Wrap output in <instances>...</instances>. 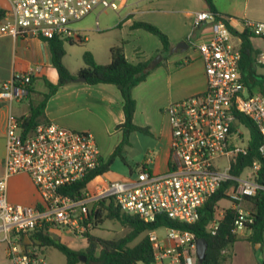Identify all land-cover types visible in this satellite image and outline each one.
I'll list each match as a JSON object with an SVG mask.
<instances>
[{"label": "built area", "instance_id": "1", "mask_svg": "<svg viewBox=\"0 0 264 264\" xmlns=\"http://www.w3.org/2000/svg\"><path fill=\"white\" fill-rule=\"evenodd\" d=\"M9 10L0 20V37H33L44 43L57 38L63 43L86 40L85 33L72 27L93 11L119 12L128 0H9ZM208 22L212 38L197 43L204 66L206 88L203 93L172 102L164 108L170 131V157L167 170L153 173L140 166L128 182L95 176L83 189V196L71 198L64 188L84 178L102 162L92 134L63 128L53 122H40L22 135L19 117L5 119V154L0 180V244L5 246L9 264H48L43 249L33 235L59 231L84 237L94 227L90 211L100 202L111 203L120 212L137 216L144 223L158 217L192 224L204 203L226 182L224 191L234 212L232 233L251 231L253 217L242 207L245 197L264 192L257 181L264 168V95L243 96L239 47L233 42L243 32L264 38V22L238 21V28L228 18L210 11L195 13L192 26ZM97 21L95 25L97 26ZM234 33L232 34L231 31ZM96 31L98 28L96 27ZM256 66L264 67V50L254 57ZM31 66L0 85V102L26 101L30 80L41 72ZM237 115L248 117L258 131L259 159L252 162L246 176L230 174L231 161L248 152L238 131L243 124ZM245 129V128H244ZM26 175L38 199L34 205L9 200L8 182ZM92 183L91 188L89 184ZM224 211L215 214L207 231L214 235ZM163 237L148 233L154 264H196L195 235L175 227H162ZM166 260V262H165Z\"/></svg>", "mask_w": 264, "mask_h": 264}, {"label": "crops", "instance_id": "2", "mask_svg": "<svg viewBox=\"0 0 264 264\" xmlns=\"http://www.w3.org/2000/svg\"><path fill=\"white\" fill-rule=\"evenodd\" d=\"M212 3L215 12L228 18L230 24L234 25V27L238 28V21L241 20L264 22V0H212ZM135 6H138V3ZM9 7V0H0L1 9L7 11ZM143 7L142 10L136 13L132 8L127 10L123 15L118 17V22L115 25L107 26V29H109L106 31H117L119 34L122 29H126L127 35L133 38L130 47L126 43V40L122 39V36H119L117 42L107 46L106 52L90 50V53L97 64H108L110 61L109 49L122 43L124 56L129 62L151 61V58H148L149 56L146 55L147 52L145 50L146 43L148 42L153 46L154 54L152 55L161 54L163 56L159 40L154 39L153 35L141 29H132L130 26L134 21L148 22L160 29L167 36L170 49L175 48L181 42L186 43L185 49L175 48L172 53H168L170 58L167 57L164 65L156 64L152 66L153 68L146 79L131 90V96L135 101L132 121L137 126L148 128L150 136L156 138L158 145L155 158L152 161L146 160L140 166L145 165L147 168L150 166L151 168H148V170L159 174L167 170L170 157L169 126L167 122L161 123L162 120L159 118L162 117L160 114L161 112L163 113L164 108L168 104L205 91L204 66L200 55L193 46L197 43L210 40L213 34L208 22L204 21L196 28L192 26V17L195 13L209 11L204 0L200 4L197 0H192V2L191 0H149L148 4L144 3ZM93 12L91 14H94ZM101 12L104 11H100L99 9V13H95V18ZM74 29L81 33L87 31L83 28ZM249 41L254 50L258 52L264 50V38L253 37L251 35ZM233 42L238 47L240 46V39H234ZM66 55L67 52L65 50L62 62L70 74L75 76L83 65L71 69L65 63ZM176 63H179V66ZM38 65L42 69L35 76L34 92L36 93L45 90L43 82L40 79L41 77H46L51 83H55L57 79L56 71L51 65L47 42L44 43L33 37H0V85L8 81L14 73ZM255 67L256 65L253 60L251 68L254 73L253 77L249 78L247 83L244 84L247 91L246 95H250L248 86H251L252 95L259 94L260 92L264 93V80L257 77L258 75L254 71ZM259 67L264 68L262 66ZM262 77L264 76L262 75ZM258 83H262L263 85H255ZM26 112L27 101L18 103L0 102V136H4L5 119L9 114L21 117ZM44 118L48 122H53L63 128L92 134L98 147V141L101 140L103 143L104 140L117 135L120 131L116 126L123 121L122 100L118 90L113 85H88L84 82H74L71 80L70 83L60 87L48 99L44 108ZM2 164L3 160L0 162V169H2ZM102 176L108 179L105 173ZM14 177H26L29 180L26 175ZM35 194L34 191L31 192L32 199L35 200L26 205H34L36 203ZM250 233L251 231H245L238 235L240 237H247ZM61 234L65 233L52 231L49 235L54 238L56 237V239L62 242L63 240L59 238ZM237 242L247 244L242 256H240V252L234 251ZM233 245H235L232 247L233 257L229 263L260 264L259 258L253 253V245L250 242L241 240L236 241ZM71 249L76 251V248Z\"/></svg>", "mask_w": 264, "mask_h": 264}, {"label": "trees", "instance_id": "3", "mask_svg": "<svg viewBox=\"0 0 264 264\" xmlns=\"http://www.w3.org/2000/svg\"><path fill=\"white\" fill-rule=\"evenodd\" d=\"M204 2L210 12L217 17L222 16L215 12L212 0H204ZM4 13L5 11L0 8V20ZM130 27L132 29H141L155 36L162 46V55H168L170 49L168 38L156 26L144 21H134ZM231 32L232 34L234 33L233 31ZM250 36L251 34L248 32H243L238 35L241 54L239 68L244 84L247 83L249 78L253 77L254 73L251 69L252 62L258 53V51L253 49L249 41ZM47 45L51 65L56 71L57 79L55 83H51L46 77H41L40 79L43 82L45 90L39 93L34 92L35 77L30 80L27 87V112L25 115L19 117L22 135L31 132L38 123L47 122L44 118V108L48 99L60 87L70 83L75 76L83 77L85 79L84 83L88 85H113L118 90L122 100L123 121L116 126L122 133L120 144L116 146L106 163L101 162L94 171L62 190L64 195L71 198H80L83 196L82 191L86 184L95 176L106 173L109 170L108 167L113 158L115 156H121L122 146L127 143V138L131 133L151 135L148 128L137 126L132 121L135 101L131 96V90L146 79L153 67L150 66L149 60L137 63L129 62L124 56L122 43H120L109 49L110 61L108 64H97L92 54L89 51H84L82 54L83 67L77 71L75 76H72L62 62L65 55L63 42L57 38H53L47 40ZM164 56L162 60H165ZM157 65H160V63ZM261 79L264 80V77H261ZM255 85L261 86L263 84L258 83ZM248 88L252 96L251 86H248ZM259 94L264 95L263 92ZM237 117L248 131L249 140L247 154L245 156L238 155L231 161L230 174L233 176H239L246 168L251 166L252 162L259 159L257 147L260 137L257 129L248 117L242 115H237ZM257 181L264 184V168L259 169ZM231 184L232 182L222 184L220 189L204 203L199 219L192 224L178 223L165 217H158L153 223H144L137 216L120 212L111 203L100 202L95 211L93 209L90 211L91 214L89 217L93 218L94 221L93 230L104 220H114L128 230L124 236L118 239H108L96 237L91 232L87 233L84 235L86 247L83 251L72 250L63 242L50 235L35 234L32 240L37 241L42 247L56 249L64 256L66 264H78L80 262V256L85 258L82 264H154L155 258L148 233L162 227H175L190 231L196 238H203L206 241L207 249L205 259L200 264H224L228 259V249L236 241L245 240L252 245L256 243L262 244L263 241L264 192L260 190L254 196L244 198V203L248 205L249 212L253 217L251 233L247 237H240L238 234L232 233L234 212L230 208L224 211L215 234L211 235L207 231V227L216 213V206L221 200L227 199L224 191ZM134 241L136 242L132 244ZM260 264H264V260Z\"/></svg>", "mask_w": 264, "mask_h": 264}, {"label": "rangeland", "instance_id": "4", "mask_svg": "<svg viewBox=\"0 0 264 264\" xmlns=\"http://www.w3.org/2000/svg\"><path fill=\"white\" fill-rule=\"evenodd\" d=\"M148 1L149 0H128L127 7L123 8L119 12L106 10L104 12H101L99 16L95 18V13H99V9H97L93 12L94 14L86 16L84 19L76 23H73L72 24L73 28H83L87 30L86 32H84L86 36V40L74 44L63 43V46L67 52V55L65 57L66 65L69 66L71 69L83 65L82 54L84 51L90 52V50H94V51L101 50L103 52H106L107 46L117 42L119 36H122L121 38L126 40V43L130 47L133 38L127 35L126 29H122L119 34V32L117 31H113V32L106 31L109 29V28L107 29V26L115 25L118 22L117 21L118 17L120 15H123L127 10L131 8L135 13L139 10H142L144 8L143 7L144 3L148 4ZM159 1H184V0H159ZM197 2L200 4V2L203 3V0H197ZM136 3H138V6H135ZM96 21L98 23L97 26L95 25ZM96 27L98 28L99 31H96ZM154 39L157 40L156 37ZM145 50L147 52L146 55L149 56L148 58H151L150 63L154 60H159V57H162L161 60L157 62V64L160 63L164 65V62L165 60H167V57L170 58V56L168 55L166 56L163 55L165 60H162L163 56H161V54H155V56L152 55L154 54L153 46L151 43L148 42L146 43ZM176 64L178 65L179 63ZM254 71L258 75L257 77L259 79H261L262 75L264 76V68H260L259 66H256L254 68ZM246 94L247 91L245 90L243 96H247ZM22 104L24 105V103ZM160 115L162 117L159 118L162 120L161 123L162 122L166 123L167 118L164 112L163 113L161 112ZM238 131L242 134L243 139L246 141L248 138V131L243 127H239ZM121 140H122V133L121 131H119L117 135L104 140L103 143L101 140L98 141V149L103 163H106L109 160L110 156L112 155L116 146L120 144ZM4 144H5V138L2 135L0 136V162L4 159V154H5ZM157 146L158 145L156 138H153L152 136L143 135L140 133H131L127 138V143L122 146L121 156H115L113 158L112 162L109 164L108 167L109 170L105 173V176L108 178V180L110 179V180H120L123 182H128L129 180L133 179L134 172L137 168L140 167V165H142L146 160L152 161L155 158L157 153ZM148 168L151 167L148 166ZM247 174H248V170H245L242 176H246ZM1 179H2V169H0V180ZM91 186L92 183L89 184V188H91ZM32 191L35 192L31 182H29V180L26 177L25 178L14 177L11 178L8 182V196H9V200H11L12 202L20 203L24 205L28 204L32 200H35L32 199L31 196ZM35 196L37 200L38 199L37 194H35ZM230 207L231 204L229 199L221 200L216 206L215 214L219 213L220 211H225ZM242 207L245 210L249 211L248 205L246 203H242ZM127 232L128 230L125 227L121 226L117 221L104 220L96 229L91 231V234L100 238L118 239L124 236ZM164 232H165L164 229L158 228L156 229L155 234L158 237H163ZM59 238L63 240L62 242H64L68 247L76 248V251H83L85 249L84 237H75L73 235L61 234ZM262 239H263L262 244L256 243L260 245L258 248H255L256 246L255 244L253 245V249H254L253 253L257 258H259L260 262L264 260V246H263L264 229L262 232ZM136 241H134L132 244H134ZM235 245H232L231 248L228 249L229 260L227 259L228 262L226 264H231L229 263V261L233 257L232 247L235 246L234 251L240 252L241 253L240 256H242L247 246V244H245L244 242H237V244ZM43 254L48 264H66L64 256L52 247H44ZM0 264H9L5 259V246L3 244H0ZM78 264H82V262H79Z\"/></svg>", "mask_w": 264, "mask_h": 264}, {"label": "water", "instance_id": "5", "mask_svg": "<svg viewBox=\"0 0 264 264\" xmlns=\"http://www.w3.org/2000/svg\"><path fill=\"white\" fill-rule=\"evenodd\" d=\"M175 48L185 49L186 48V43L185 42H181ZM175 48H171L169 50V53H172L175 50ZM161 58L162 57H159V60H161ZM159 60L152 61L150 63V66L156 65ZM72 81H74V82H82L83 83L85 81V79L83 77H76V78L72 79ZM238 123H239V118L235 119V121H234L235 125H238ZM195 244H196V246H195L196 263L200 264L205 259V253H206V249H207V244H206V241L203 238H196ZM255 245H256L255 248H258L260 246L259 244H255ZM79 261L83 263L85 261V258L83 256H80L79 257Z\"/></svg>", "mask_w": 264, "mask_h": 264}]
</instances>
